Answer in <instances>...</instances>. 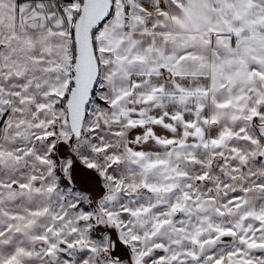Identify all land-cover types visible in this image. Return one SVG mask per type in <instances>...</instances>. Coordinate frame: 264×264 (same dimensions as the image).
Wrapping results in <instances>:
<instances>
[{
    "label": "snow or ice",
    "instance_id": "1",
    "mask_svg": "<svg viewBox=\"0 0 264 264\" xmlns=\"http://www.w3.org/2000/svg\"><path fill=\"white\" fill-rule=\"evenodd\" d=\"M0 264H264V0H0Z\"/></svg>",
    "mask_w": 264,
    "mask_h": 264
}]
</instances>
